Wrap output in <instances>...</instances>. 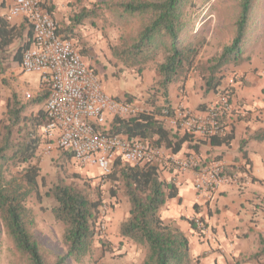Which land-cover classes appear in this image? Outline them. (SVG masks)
Returning a JSON list of instances; mask_svg holds the SVG:
<instances>
[{"label": "trees", "instance_id": "1", "mask_svg": "<svg viewBox=\"0 0 264 264\" xmlns=\"http://www.w3.org/2000/svg\"><path fill=\"white\" fill-rule=\"evenodd\" d=\"M259 1L238 0L236 35L220 53L209 59L205 73H202L206 83L205 95L210 92L220 95L229 90L232 99L234 93L230 88L221 90L225 75L218 73L226 64L238 66L248 60L247 38ZM95 3L83 6L73 14L63 29L58 28L59 33L73 40L77 35L76 28L86 20L113 17L120 35L117 42L110 44L112 55L124 65L138 69L152 62L157 73V86L152 87L156 88L155 93L146 101L151 110L144 108L129 116L112 115L106 125H97L98 130L129 140L144 139L172 153H179L188 142L198 151L201 139L180 128L169 127L162 118L163 108H172L169 99L171 86L178 84L182 87L189 75L198 70L199 55L206 43V38L200 37L196 30L195 0H103L101 4ZM48 9L55 18L53 9ZM22 34V29L3 22L0 26V52L9 51L12 42ZM33 35L29 31L28 40L16 48L17 61L21 62L25 50L33 45ZM48 93L45 90L33 100L23 102L14 92L7 102L5 115L0 119V222L17 264L83 262L93 250L103 217L104 200L100 186L92 190L57 181L45 193L41 190L38 154L45 142L42 129L49 122L44 106ZM160 94L164 96L162 103H159ZM35 106L38 108L32 110ZM208 106L205 102L198 108L207 109ZM234 137L235 132L231 129L222 136L203 139L217 146L229 145ZM250 138L263 139L264 131ZM249 139L242 141V149ZM67 156L72 159L74 154L69 151ZM228 173L241 174L243 181L245 175H249L246 167L235 165L228 166ZM104 175L105 181L118 183L127 197L129 214L120 222L119 235L144 249L140 264L200 263V257L192 254L189 236L162 217V208L168 200L178 196L179 188L173 179L161 177L157 164H131L118 160L113 170ZM45 196L54 198L51 210L55 219L64 225L62 240L66 251L56 254L54 261H50L42 249L35 231L36 216L29 205L33 197L42 203ZM190 222L196 229L194 219ZM257 239V250L242 254L239 261L264 264V234L257 233ZM101 241L111 247L104 238Z\"/></svg>", "mask_w": 264, "mask_h": 264}, {"label": "rangeland", "instance_id": "2", "mask_svg": "<svg viewBox=\"0 0 264 264\" xmlns=\"http://www.w3.org/2000/svg\"><path fill=\"white\" fill-rule=\"evenodd\" d=\"M102 1L73 0L72 11L67 12L62 20L56 18L59 28L63 29L61 24L66 25L69 18L80 11L83 6H91L95 2H97L95 4H101ZM195 2L196 30L200 37L206 38V43L199 55L198 70L193 71L187 79L190 84L189 88L198 89V93L192 95L189 100L194 108L198 107V100L204 96L203 92L206 89L202 73H205L209 59L220 53L223 47L231 43L235 37V21L239 12L238 0H195ZM112 18L86 20L84 24L76 28L77 35L74 42L87 63L97 71L111 95L119 100L135 102L143 110L144 108L151 110L152 107L148 108L150 104L146 101L155 93L156 88L152 87L157 86L154 63H147L145 67L138 69V67L124 65L112 55L110 44L117 42L120 35ZM247 39H249L246 49L248 60L238 66L226 64L222 67V71L218 73L225 75L221 90L230 88L235 93L236 82L246 85L248 74L264 76V0L259 1L253 14V23ZM83 50H86L85 54ZM0 70V119L5 115L7 102L14 92L23 102H29L45 90L48 91V88L42 84L41 76L38 73L24 72L21 65L12 60V52L0 57ZM176 86L179 85L176 84ZM185 86L186 82L182 87L179 86V89H185ZM28 92L31 94L30 98L25 95ZM210 94V96L217 95L214 92H210ZM159 98V103H162L164 96L160 94ZM44 106L46 108V105ZM37 108V106L32 107V110ZM112 117L110 115L108 120H111ZM42 130L40 132L43 134ZM44 141L38 154L43 193L57 181L92 190L100 186L103 191V217L98 227L99 235L93 250L84 258L83 262H72L71 264H140L145 255L144 249L119 235L120 222L128 216L130 208L120 185L105 181V175L97 167L83 166L74 157L69 159L67 156L69 151L60 148L50 149L48 146L53 140L45 132ZM54 204L55 200L51 196H45L42 203L36 197H33L29 202L36 216V234L50 261H54L56 254L66 251L62 240L64 225L54 217L51 210ZM102 238L111 243L110 248L102 243ZM0 264H17L10 252V241L1 222Z\"/></svg>", "mask_w": 264, "mask_h": 264}, {"label": "built area", "instance_id": "3", "mask_svg": "<svg viewBox=\"0 0 264 264\" xmlns=\"http://www.w3.org/2000/svg\"><path fill=\"white\" fill-rule=\"evenodd\" d=\"M23 15L33 29V45L26 49L21 67L24 72L38 73L48 88L46 112L49 122L43 128L53 142L48 146L70 151L83 166L97 167L109 174L118 160L123 163L151 162L161 166L177 165L195 174L197 191L215 193L227 182L244 184L241 174H230L226 164L204 162L192 155L176 159L144 139L129 140L108 135L97 125L107 124L109 115L129 116L143 111L137 103L111 95L100 76L90 67L74 40L64 38L58 22L41 0H14L8 19ZM30 98L31 94L25 93ZM235 111L226 90L204 111L188 107L163 108L162 118L195 136L210 138L226 133V120ZM196 230L205 235L208 226L201 217L193 218Z\"/></svg>", "mask_w": 264, "mask_h": 264}, {"label": "crops", "instance_id": "4", "mask_svg": "<svg viewBox=\"0 0 264 264\" xmlns=\"http://www.w3.org/2000/svg\"><path fill=\"white\" fill-rule=\"evenodd\" d=\"M13 1L0 0V26L4 22L22 29L23 34L12 42L9 51L0 52V57L12 52V60L21 65L15 59L16 48L28 40L29 31L33 32L25 16L18 15L8 19ZM41 1L44 7L53 9L57 19L62 20L67 12L72 11L73 0ZM61 25L65 26L63 23ZM246 80L248 85L236 82V92L232 97L235 111L226 120V133L233 129L235 137L229 145H212L203 137L195 136L201 139L197 145L198 151L189 142L179 153L164 149L176 159L195 155L204 162L222 161L227 168L230 165L242 166L249 172V175H245L242 186L230 181L220 186L215 193H200L194 186L193 171L183 170L177 165L160 167L161 177L173 179L179 188L178 196L168 200L162 208V217L189 236L193 256L200 257L199 264H257L241 262L239 259L242 254L256 251L257 233L264 234V138L249 139V136L264 131V76L248 74ZM189 86V80L186 81L185 89H179L176 84L171 86L169 99L172 108L183 106L204 111L205 109L194 108L190 103V98L198 93V89L193 90ZM203 95L198 103L206 102L209 106L218 96H210V93L205 95L204 92ZM165 120L169 127L177 128L169 119ZM244 139L249 140L242 149ZM247 161L249 164H246ZM195 217H201L206 222L207 234L201 235L192 226L190 220Z\"/></svg>", "mask_w": 264, "mask_h": 264}]
</instances>
